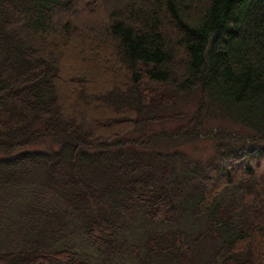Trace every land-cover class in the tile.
I'll return each mask as SVG.
<instances>
[{
    "label": "trees",
    "instance_id": "16d2710c",
    "mask_svg": "<svg viewBox=\"0 0 264 264\" xmlns=\"http://www.w3.org/2000/svg\"><path fill=\"white\" fill-rule=\"evenodd\" d=\"M0 264H264V0H0Z\"/></svg>",
    "mask_w": 264,
    "mask_h": 264
},
{
    "label": "rangeland",
    "instance_id": "374dc122",
    "mask_svg": "<svg viewBox=\"0 0 264 264\" xmlns=\"http://www.w3.org/2000/svg\"><path fill=\"white\" fill-rule=\"evenodd\" d=\"M84 9L81 8V11H84ZM192 108H193V104L189 103L186 105L185 109L191 110ZM170 125H172V124H170ZM170 125H167L166 127H168L167 129L171 130V127H173V126H170ZM210 146H211L210 142L199 143V144H197V146L195 148H188V153L193 155V157H203L204 158V157L209 155Z\"/></svg>",
    "mask_w": 264,
    "mask_h": 264
}]
</instances>
